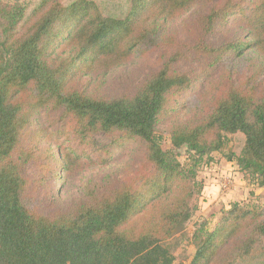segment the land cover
Instances as JSON below:
<instances>
[{
    "label": "trees",
    "instance_id": "16d2710c",
    "mask_svg": "<svg viewBox=\"0 0 264 264\" xmlns=\"http://www.w3.org/2000/svg\"><path fill=\"white\" fill-rule=\"evenodd\" d=\"M99 1L0 2V264H186L171 241L206 203L210 186L199 172L237 134L244 145L228 162L264 189L256 86L231 83L204 115L180 120L189 111L182 95L203 88L217 66L264 56V0H129L122 17ZM243 3L253 8L244 32L211 42ZM184 16L181 39L175 22ZM138 61L143 78L114 95L72 85L77 75L104 78ZM193 62L200 69L190 70ZM171 114L170 141L185 147L183 161L163 148L160 127ZM98 168L61 202L54 183ZM38 184L51 197L44 204ZM208 222L193 235L189 264H264V204L233 203L212 231Z\"/></svg>",
    "mask_w": 264,
    "mask_h": 264
},
{
    "label": "rangeland",
    "instance_id": "374dc122",
    "mask_svg": "<svg viewBox=\"0 0 264 264\" xmlns=\"http://www.w3.org/2000/svg\"><path fill=\"white\" fill-rule=\"evenodd\" d=\"M73 0H61L64 4L69 3ZM2 3L10 4H19L28 6L29 9L33 8L38 4L39 0H0ZM102 5V9L106 14L124 16L127 11L129 0H120V1H99ZM253 10L250 3H243L239 10L233 14H230L227 18L226 27L224 30H219L220 32L211 38V42L221 44L225 40V35H230L231 39L235 38L238 33H242L241 23H247L248 17ZM240 12V13H239ZM188 16V15H187ZM187 16L182 17L175 22V27L178 28L179 38H184L185 33L183 30V22L187 19ZM156 56L151 58L153 63L156 60ZM143 63L138 61L135 64L131 65L128 69L123 71H115L109 76L104 78H93L84 75H77L72 80L73 87L79 89H86L92 94H109L114 95L115 93L121 91L126 84L132 83L133 79L143 78L146 69L141 67ZM189 69H200L198 62H193L188 64ZM230 66L220 64L217 66L210 78L203 79L201 85L191 87L182 95V101L189 110L188 113L180 118L181 121L187 119L196 118L205 114L207 110H210L212 104L215 101V98L221 95L224 90L233 83L238 87H246L249 83V86H256L257 92L264 96V56L256 53L247 55L243 61L238 62ZM129 74V77L126 75ZM126 82V83H125ZM209 95V97L207 96ZM171 114L166 122L161 125V131L163 136V148L165 150H173L177 154H180L181 160H185L186 149L182 148L181 150L174 149L170 137L169 131L174 121L177 119ZM98 139L105 141L103 136H99ZM244 145V136L237 134L231 137L228 148L224 151L223 154L214 155L215 162L208 168L199 172L198 179L205 181L210 188L213 186L215 193V201L209 202L212 200V195L210 194L206 203L200 202V211L196 213V216L187 223L180 233H178L173 239L172 243L175 247L174 256L177 259V262H184L189 264L196 252V246L194 244L193 235L201 227V223L208 220L209 225L208 230L212 231L215 226L218 224L224 210L231 208L233 203H240L245 208H255L262 207L264 204V189H258L255 186L251 187L244 180L242 173L239 171L238 166L235 163L228 162L229 152H235L239 154ZM102 173L100 168L86 170L78 177L75 181L65 184L54 183L53 188H60L61 202L68 204L70 199L79 195V188L82 187L83 183L87 181L92 176H98ZM38 174V172H37ZM25 176L32 180V177L36 176V173L32 168L27 167L25 171ZM133 176V175H132ZM33 181V180H32ZM35 183L30 182L31 185ZM48 194L43 191L38 184V189L34 192L35 198L39 202L46 203L51 199V197L45 196ZM214 194V193H212Z\"/></svg>",
    "mask_w": 264,
    "mask_h": 264
},
{
    "label": "crops",
    "instance_id": "0c3cea01",
    "mask_svg": "<svg viewBox=\"0 0 264 264\" xmlns=\"http://www.w3.org/2000/svg\"><path fill=\"white\" fill-rule=\"evenodd\" d=\"M214 187H211L210 188V190H209V193L212 195V200H208L209 202H214L215 201V191H214V189H213ZM212 193H214V194H212ZM208 194V193H207ZM210 194H208V196L210 195Z\"/></svg>",
    "mask_w": 264,
    "mask_h": 264
},
{
    "label": "water",
    "instance_id": "95a60500",
    "mask_svg": "<svg viewBox=\"0 0 264 264\" xmlns=\"http://www.w3.org/2000/svg\"><path fill=\"white\" fill-rule=\"evenodd\" d=\"M185 147H183V149H184Z\"/></svg>",
    "mask_w": 264,
    "mask_h": 264
}]
</instances>
